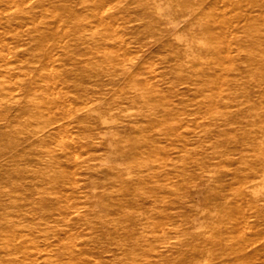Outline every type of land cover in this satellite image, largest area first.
Here are the masks:
<instances>
[{
	"label": "rangeland",
	"instance_id": "rangeland-1",
	"mask_svg": "<svg viewBox=\"0 0 264 264\" xmlns=\"http://www.w3.org/2000/svg\"><path fill=\"white\" fill-rule=\"evenodd\" d=\"M0 264H264V0H0Z\"/></svg>",
	"mask_w": 264,
	"mask_h": 264
},
{
	"label": "bare ground",
	"instance_id": "bare-ground-1",
	"mask_svg": "<svg viewBox=\"0 0 264 264\" xmlns=\"http://www.w3.org/2000/svg\"><path fill=\"white\" fill-rule=\"evenodd\" d=\"M46 12V11H45ZM50 14V13H49ZM37 20V19H36ZM26 24V23H25Z\"/></svg>",
	"mask_w": 264,
	"mask_h": 264
}]
</instances>
